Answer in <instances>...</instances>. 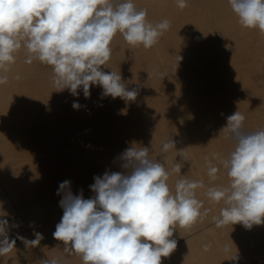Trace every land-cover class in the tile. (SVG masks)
I'll use <instances>...</instances> for the list:
<instances>
[{
  "label": "bare ground",
  "instance_id": "bare-ground-1",
  "mask_svg": "<svg viewBox=\"0 0 264 264\" xmlns=\"http://www.w3.org/2000/svg\"><path fill=\"white\" fill-rule=\"evenodd\" d=\"M134 3L147 10L149 21H170L150 49L129 45L119 34L111 43L102 70L120 72L130 90L138 89L135 101L101 98L99 86L91 87L89 98L82 91L78 96L57 92L51 68L25 63L23 50L0 84V218L8 222L10 240L43 236L39 245L28 247L14 239L0 264L53 258L83 264L52 235L63 215L59 185L68 180L73 194L82 189L84 198L92 197L94 176L122 171L119 157L133 143L148 147L150 157L169 169L180 162L182 150L188 155L180 162L182 175L226 185L223 170L209 182L206 158L234 148L221 131L227 117L239 111L246 132L264 129V34L240 25L228 0H187L183 9L176 0ZM74 101L79 109L72 107ZM171 138L176 149L164 153L162 145ZM181 174L169 178L173 191ZM197 198L211 211L190 227H177L171 237L176 249L162 264H264V224L218 228L212 216L223 204L209 202L203 190ZM204 244L211 249L205 252Z\"/></svg>",
  "mask_w": 264,
  "mask_h": 264
},
{
  "label": "clouds",
  "instance_id": "clouds-1",
  "mask_svg": "<svg viewBox=\"0 0 264 264\" xmlns=\"http://www.w3.org/2000/svg\"><path fill=\"white\" fill-rule=\"evenodd\" d=\"M176 3L181 9L187 6V0ZM228 4L240 25L264 34V0ZM147 16L134 0H0V84L7 82V73L23 50L25 63L38 61L51 68L57 92L68 90L78 96L82 91L89 98L91 87L99 86L101 98L135 101L138 89L130 90L120 72H105L101 66L109 61L118 34L129 45L145 49L159 42L170 21L153 23ZM72 107L80 105L74 101ZM245 119L239 111L228 116L221 131L234 148L206 158L209 182L223 170L226 185L209 186L182 175L180 162L188 160L182 150L180 162L169 169L166 162L150 157L148 147L133 143L119 157L122 171L94 176L89 186L92 197L84 198L82 189L73 194L68 180L59 185L56 194L62 196L63 215L53 238L62 242L66 253L80 255L83 264H162V258L176 249L177 241L171 237L177 227H190L211 211L197 198L198 190L209 202L223 204L212 216L216 227L241 224L251 229L264 224V129L246 132ZM173 148L172 138L162 145L164 153ZM174 173L181 175L173 191L168 181ZM7 230V220L0 218V256L15 247ZM35 235L34 240L20 239L26 247L37 246L43 236ZM210 249L211 244L203 245L205 252ZM41 264L62 262L53 258Z\"/></svg>",
  "mask_w": 264,
  "mask_h": 264
},
{
  "label": "rangeland",
  "instance_id": "rangeland-1",
  "mask_svg": "<svg viewBox=\"0 0 264 264\" xmlns=\"http://www.w3.org/2000/svg\"><path fill=\"white\" fill-rule=\"evenodd\" d=\"M6 219L10 220V219H11V217H7ZM20 238H21V237H19V238H18V236H17V235H15V236H14V238H13V240H14V239H15V240H19Z\"/></svg>",
  "mask_w": 264,
  "mask_h": 264
}]
</instances>
